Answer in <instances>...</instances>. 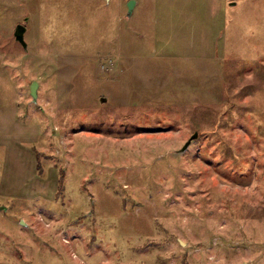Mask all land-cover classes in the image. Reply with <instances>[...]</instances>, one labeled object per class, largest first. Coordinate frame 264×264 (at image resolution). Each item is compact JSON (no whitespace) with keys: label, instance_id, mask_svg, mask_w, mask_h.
Segmentation results:
<instances>
[{"label":"rangeland","instance_id":"rangeland-1","mask_svg":"<svg viewBox=\"0 0 264 264\" xmlns=\"http://www.w3.org/2000/svg\"><path fill=\"white\" fill-rule=\"evenodd\" d=\"M128 2L0 0V264H264V0Z\"/></svg>","mask_w":264,"mask_h":264},{"label":"water","instance_id":"water-1","mask_svg":"<svg viewBox=\"0 0 264 264\" xmlns=\"http://www.w3.org/2000/svg\"><path fill=\"white\" fill-rule=\"evenodd\" d=\"M136 0H129L128 2V13L131 14L134 6H135ZM27 30V26L23 23H20L17 25L16 30H15V36L17 40H19L25 48H27V41L25 40V32ZM37 87H38V82L34 80L31 84V94L33 95L34 99L36 100L37 98ZM199 136L198 132H195L192 134V136L187 140V142L184 144L183 149L188 148V146L191 144V142ZM2 208V206H0ZM246 264V263H242Z\"/></svg>","mask_w":264,"mask_h":264},{"label":"trees","instance_id":"trees-1","mask_svg":"<svg viewBox=\"0 0 264 264\" xmlns=\"http://www.w3.org/2000/svg\"><path fill=\"white\" fill-rule=\"evenodd\" d=\"M61 174H62V176H61L62 181H61L60 189L59 190L62 192L63 189H64V178H65V171H64V169L61 170ZM60 191L58 192V194L60 193Z\"/></svg>","mask_w":264,"mask_h":264}]
</instances>
